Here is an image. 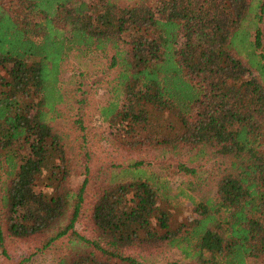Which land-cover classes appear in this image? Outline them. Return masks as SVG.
Segmentation results:
<instances>
[{
    "label": "trees",
    "instance_id": "16d2710c",
    "mask_svg": "<svg viewBox=\"0 0 264 264\" xmlns=\"http://www.w3.org/2000/svg\"><path fill=\"white\" fill-rule=\"evenodd\" d=\"M88 50L110 53L115 72L107 140L139 156L111 165L80 233L88 167L71 187L68 135L53 122L62 63ZM167 155L171 176L167 159L154 164ZM204 156L222 168L197 200L174 176ZM7 237L36 238L37 251L66 238L53 264H152L141 253L163 247L191 264H264V0H0Z\"/></svg>",
    "mask_w": 264,
    "mask_h": 264
},
{
    "label": "rangeland",
    "instance_id": "374dc122",
    "mask_svg": "<svg viewBox=\"0 0 264 264\" xmlns=\"http://www.w3.org/2000/svg\"><path fill=\"white\" fill-rule=\"evenodd\" d=\"M109 55L110 53L96 50H88L82 54L72 51L61 66L59 87L64 96L57 105L59 116L53 124L58 130L68 135V153L73 168L70 178L71 187L76 189L81 184L85 176V166L88 167L89 172L81 216L75 224L76 230L80 233H86L84 222L88 218L91 202L97 188L106 184L111 165L139 156L127 154L123 148H117L107 140L110 129L103 123L100 108L108 104L112 98L109 90L115 72L107 69ZM156 153L148 151L141 155L148 158ZM171 157L167 155L154 160L156 167L163 166L162 175L171 176L170 173L179 170L176 167L177 161ZM163 159L167 160L162 161ZM183 159L188 160V157ZM159 162L160 165L157 166ZM188 165L196 171L192 174L181 172L182 175L175 174L174 177L186 181V184L182 182L183 188L188 190L193 188V193L190 192L197 200L207 195L213 196L214 180L220 163L204 156L202 159L191 161ZM185 204L188 206L186 200L182 205ZM181 213L189 214L188 211L184 212L183 208L179 209V214ZM36 244H39L36 238L30 240L5 238L0 245V264H53L64 252L67 240L60 239L43 251H37ZM141 255L152 264L171 261H177L178 264H191L175 248L163 247L141 253Z\"/></svg>",
    "mask_w": 264,
    "mask_h": 264
}]
</instances>
